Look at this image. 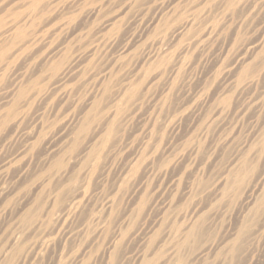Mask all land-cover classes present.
I'll return each instance as SVG.
<instances>
[{
  "label": "rangeland",
  "instance_id": "obj_1",
  "mask_svg": "<svg viewBox=\"0 0 264 264\" xmlns=\"http://www.w3.org/2000/svg\"><path fill=\"white\" fill-rule=\"evenodd\" d=\"M10 20L0 264H264V0H0Z\"/></svg>",
  "mask_w": 264,
  "mask_h": 264
},
{
  "label": "bare ground",
  "instance_id": "obj_2",
  "mask_svg": "<svg viewBox=\"0 0 264 264\" xmlns=\"http://www.w3.org/2000/svg\"><path fill=\"white\" fill-rule=\"evenodd\" d=\"M34 12V11H33ZM32 12V13H33ZM31 17V16H30ZM33 18V17H32ZM12 21H14V20H12ZM10 22H11V20H10ZM15 22H16V20H15ZM8 23V22H7ZM21 23V22H20ZM5 26V25H4ZM3 26V27H4ZM18 26V25H17ZM6 27H7V25H6ZM15 27V23L13 22H11V24L7 27V29L5 30V31H2V32H0V40L2 39H4V37H5V34L7 33V32H9V31H11L13 28ZM178 32V31H177ZM13 33H15L14 31H13ZM13 35V34H12ZM32 38H34V37H32ZM38 38V37H37ZM9 39V38H8ZM34 41V40H33ZM39 41V40H38ZM173 64V63H172ZM126 87V86H125ZM120 91V90H119ZM93 136V135H92ZM91 142V141H90Z\"/></svg>",
  "mask_w": 264,
  "mask_h": 264
}]
</instances>
